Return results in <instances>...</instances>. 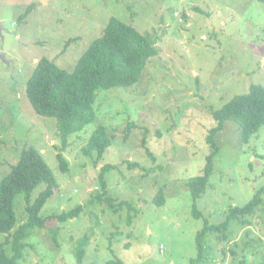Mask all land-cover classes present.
I'll return each mask as SVG.
<instances>
[{"label":"rangeland","instance_id":"obj_1","mask_svg":"<svg viewBox=\"0 0 264 264\" xmlns=\"http://www.w3.org/2000/svg\"><path fill=\"white\" fill-rule=\"evenodd\" d=\"M112 17L149 37L158 55L135 86L97 91L96 118L69 136L63 172L57 122L33 111L26 85L41 58L72 72ZM251 85L264 87V3L256 0H0V182L22 150L33 147L59 184L40 211L46 226L24 240L17 264H191L204 224L224 223L231 209L264 189V126L243 143L234 121L216 135L219 152L206 191L194 200L188 187L204 174L206 138L217 125L212 112ZM99 126L110 146L97 162L95 151H84ZM104 165L111 166L106 190L98 185ZM44 189L40 184L30 202ZM161 189L166 202L157 206L152 200ZM261 198L252 213L208 233L203 260L194 264H263L264 193ZM13 206L21 225L28 217L25 195ZM77 207L75 218L57 221ZM84 236L89 242L79 263ZM0 244L11 257L4 235Z\"/></svg>","mask_w":264,"mask_h":264},{"label":"trees","instance_id":"obj_2","mask_svg":"<svg viewBox=\"0 0 264 264\" xmlns=\"http://www.w3.org/2000/svg\"><path fill=\"white\" fill-rule=\"evenodd\" d=\"M256 1L264 3V0ZM31 9L32 6L25 10L20 17L21 21ZM157 55L155 43L149 37L112 17L103 35L91 43L72 72L59 68L46 58H41L37 62L26 85V98L37 115L56 120L61 144L57 160L63 172L67 170V161L62 153L69 146V136L83 131L96 118L94 103L97 91L112 88L129 89L135 86L140 82L149 60ZM212 118L217 125L209 131L206 138L210 153L207 156L204 174L192 178L188 183L194 200L200 198L207 189L212 161L219 152L216 135L222 131L224 123L234 121L238 124L243 143H248L250 138L264 126V87L251 85L247 94L237 95L221 109L213 111ZM132 126L130 125L128 130ZM109 146L107 129L99 126L90 136L84 152L89 155L90 151H95L99 162ZM110 168V165H104L100 170L98 185L103 190L107 188L104 173ZM40 184H44L45 189L31 203V194ZM58 189L59 184L39 151L33 147L24 148L17 164L10 168V172L0 182V235H4L5 243L10 241L12 251L11 257L6 256L2 251L3 244H0V264H17L23 258L26 248L24 240L30 237L35 229H43L46 226L47 219L40 216V211ZM263 193L264 189H260L244 207L231 209L224 223L220 225L205 223L196 237L198 256L191 264L203 260L206 250L204 238L208 233L226 230L231 220L252 213L262 203ZM19 194L25 195L28 214L27 221L21 225H17L13 206L14 199ZM97 198L100 200L101 195ZM106 201L110 207H115L113 198L107 196ZM165 202L164 192L161 189L154 196L152 203L163 206ZM118 205L127 206L129 210L133 209L127 202H119ZM80 210L81 208L77 207L70 212H62L56 219L65 222L75 218ZM194 215L198 218L201 216L195 206ZM130 222L131 218H129ZM56 235L55 231L54 242ZM88 242L87 236L79 239V247L76 251L79 263L82 262ZM105 264L124 263L114 259Z\"/></svg>","mask_w":264,"mask_h":264}]
</instances>
